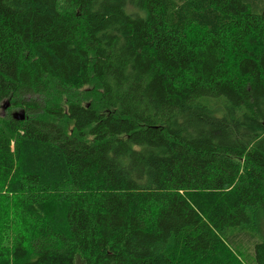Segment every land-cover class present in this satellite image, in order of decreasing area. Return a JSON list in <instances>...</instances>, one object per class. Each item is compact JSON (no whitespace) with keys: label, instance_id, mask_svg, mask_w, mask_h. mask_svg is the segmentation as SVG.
I'll return each mask as SVG.
<instances>
[{"label":"trees","instance_id":"trees-1","mask_svg":"<svg viewBox=\"0 0 264 264\" xmlns=\"http://www.w3.org/2000/svg\"><path fill=\"white\" fill-rule=\"evenodd\" d=\"M0 264H264V0H0Z\"/></svg>","mask_w":264,"mask_h":264},{"label":"rangeland","instance_id":"rangeland-1","mask_svg":"<svg viewBox=\"0 0 264 264\" xmlns=\"http://www.w3.org/2000/svg\"><path fill=\"white\" fill-rule=\"evenodd\" d=\"M6 102L0 107V114L2 116L10 115L11 117H13L15 114L20 113L22 111V109H20V108H16V107L11 106L10 101H9L10 105L9 106L6 105L7 107L5 108L4 105L6 104Z\"/></svg>","mask_w":264,"mask_h":264},{"label":"water","instance_id":"water-1","mask_svg":"<svg viewBox=\"0 0 264 264\" xmlns=\"http://www.w3.org/2000/svg\"><path fill=\"white\" fill-rule=\"evenodd\" d=\"M6 105L9 106L10 105V102L9 101L6 102V104L4 105L5 108L7 107ZM13 118L16 119V120H24L26 118V112H25V110L22 109V111L20 113L15 114L13 116Z\"/></svg>","mask_w":264,"mask_h":264}]
</instances>
